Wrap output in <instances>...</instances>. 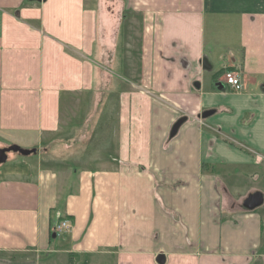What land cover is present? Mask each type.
Here are the masks:
<instances>
[{
    "label": "crops",
    "instance_id": "crops-1",
    "mask_svg": "<svg viewBox=\"0 0 264 264\" xmlns=\"http://www.w3.org/2000/svg\"><path fill=\"white\" fill-rule=\"evenodd\" d=\"M12 146L0 264H264V0H0Z\"/></svg>",
    "mask_w": 264,
    "mask_h": 264
},
{
    "label": "water",
    "instance_id": "water-1",
    "mask_svg": "<svg viewBox=\"0 0 264 264\" xmlns=\"http://www.w3.org/2000/svg\"><path fill=\"white\" fill-rule=\"evenodd\" d=\"M34 1H41V0H34ZM214 112H206L203 114L202 118H208L210 115H212ZM185 122V120H180L176 123L174 126L171 136H175L178 132L181 125ZM9 153H16L23 156H29L31 154L36 153V150H24L18 146H12L10 148L0 149V164H3L7 161L8 154ZM264 203V197L261 193L256 192L253 194H250L243 202V207L248 211H254L258 208H260ZM55 234V233H54ZM56 235V234H55ZM162 257V256H161ZM160 257V258H161ZM159 258V259H160ZM158 259V262H160Z\"/></svg>",
    "mask_w": 264,
    "mask_h": 264
},
{
    "label": "built area",
    "instance_id": "built-area-1",
    "mask_svg": "<svg viewBox=\"0 0 264 264\" xmlns=\"http://www.w3.org/2000/svg\"><path fill=\"white\" fill-rule=\"evenodd\" d=\"M224 81L235 93L243 91L242 78L238 72L227 71L224 74ZM71 229V222L68 219L61 221L55 228L54 233L58 236L63 235Z\"/></svg>",
    "mask_w": 264,
    "mask_h": 264
},
{
    "label": "rangeland",
    "instance_id": "rangeland-1",
    "mask_svg": "<svg viewBox=\"0 0 264 264\" xmlns=\"http://www.w3.org/2000/svg\"><path fill=\"white\" fill-rule=\"evenodd\" d=\"M59 153V152H58ZM60 155H61V153H60ZM18 158V160H21V157H17ZM241 193V192H240ZM47 262V260L45 259V258H43L41 261H40V263L39 264H45Z\"/></svg>",
    "mask_w": 264,
    "mask_h": 264
},
{
    "label": "flooded vegetation",
    "instance_id": "flooded-vegetation-1",
    "mask_svg": "<svg viewBox=\"0 0 264 264\" xmlns=\"http://www.w3.org/2000/svg\"><path fill=\"white\" fill-rule=\"evenodd\" d=\"M225 74V73H224ZM224 76V75H223Z\"/></svg>",
    "mask_w": 264,
    "mask_h": 264
}]
</instances>
